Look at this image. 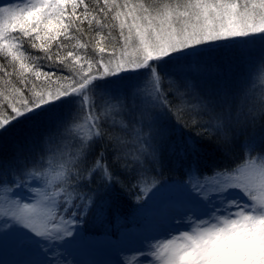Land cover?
<instances>
[{"label":"snow or ice","instance_id":"snow-or-ice-1","mask_svg":"<svg viewBox=\"0 0 264 264\" xmlns=\"http://www.w3.org/2000/svg\"><path fill=\"white\" fill-rule=\"evenodd\" d=\"M257 43L264 0H0V247L22 257L12 264H82L69 245L86 236L96 183L126 184L137 209L181 191L170 223L116 264H264V141L245 138L255 110L238 108L229 82ZM257 73L264 59L245 82ZM173 109L202 131L170 143L160 122ZM56 139L74 151L49 157ZM174 167L184 179H161Z\"/></svg>","mask_w":264,"mask_h":264},{"label":"trees","instance_id":"trees-1","mask_svg":"<svg viewBox=\"0 0 264 264\" xmlns=\"http://www.w3.org/2000/svg\"><path fill=\"white\" fill-rule=\"evenodd\" d=\"M85 2L91 5L93 0H85ZM84 28L85 31H87V24L84 25ZM73 42L75 41H72V43ZM25 47H27V45H25ZM262 59H264V55L261 57V60ZM261 60H258L256 57L253 62L255 61V63L258 64ZM234 62L236 65L232 66L233 69H231L229 74V81L232 80L234 85V87H231L236 92L237 106L243 111L254 109L255 111L253 114L256 116V119L250 122L246 127L245 138L252 139L257 143V145H260L261 142L264 141V116L261 115V113L264 112V88L261 87L262 90H258V95L255 93L254 83H242V81L246 80L247 70L251 63L240 61ZM4 63L6 62L2 57H0V64ZM8 63H10V61ZM190 67L194 72L195 70L199 72L196 74L189 72L191 73V78L193 80L205 74L202 65H194V63H192ZM8 70L14 71V75L12 77L13 85H15L16 88H20L21 85L17 83V81L20 79L18 75V66L16 70H13L11 67H9ZM26 75L29 78V83H35L38 86H42L41 82L35 80L31 73H26ZM213 75H215V73ZM0 78H5L3 77L2 72H0ZM260 92H262V96H260ZM25 95H27V93H25ZM10 98L11 97H9V99ZM3 102L4 101L0 99V103ZM173 112H175V115L169 114L160 122L161 126L164 127L167 132V138L170 143H179L189 134L195 136L198 132L202 131L201 129L192 127L191 122L187 120L183 113L176 112L175 109H173ZM105 131L107 132L108 130L105 129ZM86 133L87 131H85V134ZM114 135L123 137L129 145L135 143L132 135H125V133L121 132L109 133V137ZM4 147L5 150H10V146L5 145ZM67 148L70 153L74 151L71 141H68ZM59 163L60 161L53 162V168L55 169L56 166L59 167ZM161 179L172 182L184 179V176L179 167L165 168ZM92 187L97 190V209L95 214L93 212L89 213V215L86 217L85 223L82 225L83 231L86 235L83 240L86 239L90 242H93L91 245V249H93L91 252L92 256L96 254L95 249L99 243L101 248H104L107 244H111L112 242L116 241V239L120 237L121 232L122 234L129 233L131 232L130 230L132 228H143L146 221L145 214L143 213L144 209L148 208L149 206L154 207L153 204L160 202L162 197H159V194L163 192L168 193L169 191H175V193L178 192V194L181 195V191L177 186L169 185L168 187L161 189L155 195H153L148 201L146 207L137 209L138 206L136 204V198L132 194V191L127 188L126 184L123 186H118L112 191L106 190L99 183L93 184ZM108 239L109 241L105 243V241Z\"/></svg>","mask_w":264,"mask_h":264},{"label":"rangeland","instance_id":"rangeland-1","mask_svg":"<svg viewBox=\"0 0 264 264\" xmlns=\"http://www.w3.org/2000/svg\"><path fill=\"white\" fill-rule=\"evenodd\" d=\"M74 44L76 42H73ZM241 55H239L235 61L238 62H248L254 64L253 60L257 57L258 60H261V57L264 55V47H262L259 43L255 45H249L240 50ZM194 65L197 64L195 60H193ZM256 64V63H255ZM236 63H233L235 66ZM233 69V68H232ZM185 71L191 72L192 74L199 73L197 70L195 72L191 67L185 68ZM248 73V70H247ZM246 80L242 81L245 83ZM252 81H254L255 93L259 95V91H261V85L264 84V81L259 79V73L252 77ZM230 86L234 87L232 80L229 81ZM253 83V82H251ZM264 88V87H262ZM254 91V90H253ZM262 92H260V96H262ZM117 120L120 118L117 117ZM84 123L83 132L88 131L86 122ZM61 142V143H60ZM68 141H61L56 139L53 143L48 145L52 152L49 153V157L52 156V153H55L59 156V151L63 150L64 152L71 154L67 148ZM59 145V149L58 146ZM66 146V147H65ZM58 160H53L56 162ZM62 163V161H60ZM59 163V164H60ZM58 170V166L55 167ZM170 192V193H169ZM168 193H161L159 197H162V200L157 204H153L154 207H148L144 209L145 214V223L143 228L137 229L132 228L129 233L121 232V235L116 241L111 244H107L104 248H101L100 243L96 247V254L92 256L91 245L93 242L89 240H80L74 244L69 245V251L71 255L77 260L82 262V264H116L119 260V250L123 247H132L139 246L140 243L147 237L153 236L157 233V231L170 223L173 215L177 214V209L173 207V205L181 199V195L178 192L175 193L169 191ZM152 205V206H153ZM109 241L106 240L105 243ZM22 257L15 252V250L10 245H5L0 247V264H12L13 261L19 260ZM135 257H132V264H134Z\"/></svg>","mask_w":264,"mask_h":264}]
</instances>
